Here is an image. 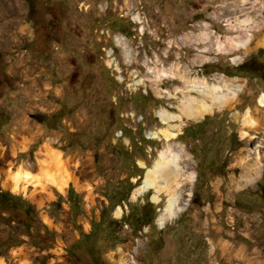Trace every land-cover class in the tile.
Segmentation results:
<instances>
[{
    "label": "rangeland",
    "instance_id": "374dc122",
    "mask_svg": "<svg viewBox=\"0 0 264 264\" xmlns=\"http://www.w3.org/2000/svg\"><path fill=\"white\" fill-rule=\"evenodd\" d=\"M244 19L260 24L247 26L252 51L234 61ZM177 70L238 78L253 106L264 92V0H0V190L16 199L0 201L5 264H264V175L240 181L247 147L233 111L175 119L170 141L153 134L167 127L160 110L181 114ZM47 142L63 152L66 191H14V169L37 171ZM169 145L195 182L174 183L188 204L160 228L168 193L132 194Z\"/></svg>",
    "mask_w": 264,
    "mask_h": 264
},
{
    "label": "bare ground",
    "instance_id": "6f19581e",
    "mask_svg": "<svg viewBox=\"0 0 264 264\" xmlns=\"http://www.w3.org/2000/svg\"><path fill=\"white\" fill-rule=\"evenodd\" d=\"M138 19L140 20V17ZM259 21H255V24H248L249 20H243L245 31L238 36V39H232L233 47L229 51L231 55L238 53L233 58L234 61H240L245 54L252 51L251 42L256 33L247 32L249 29H247V26L255 28L260 24ZM257 39L262 43V35L258 36ZM115 41L117 45L123 47L125 53L128 55L130 50L121 37L116 35ZM124 56L126 55L124 54ZM109 62L113 64L115 63V59L110 57ZM164 74L167 75L166 73L160 75L165 76ZM171 76L177 78L183 85V88H178V90L184 91L182 105L180 106L181 114L174 115L168 110H160L159 115L167 127H162L157 132H153L154 136H161L160 139L170 141L177 138L179 134V132L172 131V129L180 128V125H171V121L175 119L184 121V118L199 119L213 112L216 108L232 110V116L242 125L241 132L245 138V146L247 147L245 149L247 150V154L240 156V160L238 161L239 166L242 168L240 181L247 186L262 177L264 175V92L259 95L253 106L247 105L243 107V102L239 99V95L243 91L249 94V91L247 92L246 84L239 83L240 79L238 78L231 79L223 74H217L215 75V82L211 83L210 78L207 77L190 79L187 70L184 72L177 70ZM252 156L255 158V161H253ZM177 157L178 153L172 146L169 145L164 148L152 166L147 168L141 184L132 194V197L136 198L144 191L154 189L153 198L159 201V194L162 191L168 193L167 204L163 213L157 219V224L160 228H163L168 221L174 220L183 213L188 204L184 203L183 199L180 198L181 194L177 187H174V183L180 179L184 182L183 186L194 184L195 182L194 172L186 176L178 174L179 172L174 168V162ZM38 165V169L35 172L31 171L27 165H18L10 177L12 189L31 194L32 192L29 191L28 186H30L29 184H35L41 186L44 190L49 187H56L61 193H64L72 181V177L66 169L63 152L53 147L51 143H45L39 151ZM121 212L122 209L119 206L116 209V214L120 215ZM0 264H5L1 257Z\"/></svg>",
    "mask_w": 264,
    "mask_h": 264
},
{
    "label": "trees",
    "instance_id": "16d2710c",
    "mask_svg": "<svg viewBox=\"0 0 264 264\" xmlns=\"http://www.w3.org/2000/svg\"><path fill=\"white\" fill-rule=\"evenodd\" d=\"M2 198L6 199H15L9 192L0 190V201ZM16 200V199H15ZM27 214L36 213L34 206L29 202L26 207ZM5 255V249L2 244H0V256Z\"/></svg>",
    "mask_w": 264,
    "mask_h": 264
},
{
    "label": "built area",
    "instance_id": "2783aa9c",
    "mask_svg": "<svg viewBox=\"0 0 264 264\" xmlns=\"http://www.w3.org/2000/svg\"><path fill=\"white\" fill-rule=\"evenodd\" d=\"M121 133H122V131H121Z\"/></svg>",
    "mask_w": 264,
    "mask_h": 264
}]
</instances>
